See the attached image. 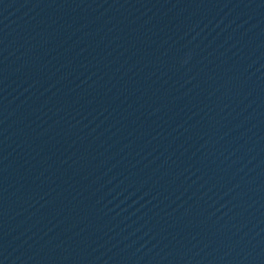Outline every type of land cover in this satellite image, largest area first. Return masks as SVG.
Masks as SVG:
<instances>
[{"label": "water", "instance_id": "1", "mask_svg": "<svg viewBox=\"0 0 264 264\" xmlns=\"http://www.w3.org/2000/svg\"><path fill=\"white\" fill-rule=\"evenodd\" d=\"M0 264H264V0H0Z\"/></svg>", "mask_w": 264, "mask_h": 264}]
</instances>
